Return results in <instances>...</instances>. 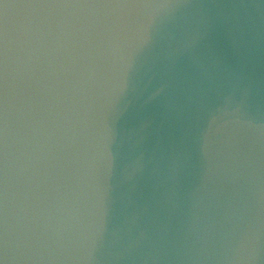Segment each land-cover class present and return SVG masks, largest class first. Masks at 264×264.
I'll list each match as a JSON object with an SVG mask.
<instances>
[{
  "label": "clouds",
  "instance_id": "obj_1",
  "mask_svg": "<svg viewBox=\"0 0 264 264\" xmlns=\"http://www.w3.org/2000/svg\"><path fill=\"white\" fill-rule=\"evenodd\" d=\"M0 264H264V0H0Z\"/></svg>",
  "mask_w": 264,
  "mask_h": 264
}]
</instances>
